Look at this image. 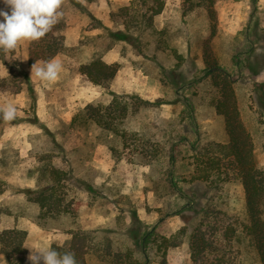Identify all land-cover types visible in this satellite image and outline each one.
Here are the masks:
<instances>
[{
    "label": "rangeland",
    "instance_id": "obj_1",
    "mask_svg": "<svg viewBox=\"0 0 264 264\" xmlns=\"http://www.w3.org/2000/svg\"><path fill=\"white\" fill-rule=\"evenodd\" d=\"M164 2L148 23L141 14L151 0H64V48L52 59L62 69L54 83L31 75L30 42L4 53L0 74L8 75L9 63L16 62L28 79L11 89L0 86V102L18 109L15 120H0V229L2 216H11L27 230L25 246L64 245L71 232L82 231L89 238L88 264H160L163 252L167 264H193L188 235L169 247L163 239L172 240L183 226L192 228L205 210L215 224L236 228L231 248L237 261L261 264L245 233V193L229 160L221 161L222 182L208 185L196 178L195 150L228 141L215 109L220 94L208 73L210 60L235 80L241 118L264 170V112L257 99L264 88L256 84H264V0H216L214 20L197 0ZM0 10H7L3 0ZM119 30L132 40L112 38L110 31ZM95 57L119 64L110 90L130 106L117 134L94 123H70L87 104L111 100L80 72ZM141 149L161 153L139 155ZM47 159L68 172L65 192L73 213L42 218L39 206L27 200L26 192L39 187L38 170ZM132 229L138 243L151 232L148 243L136 244ZM0 264H7L1 252Z\"/></svg>",
    "mask_w": 264,
    "mask_h": 264
},
{
    "label": "trees",
    "instance_id": "obj_2",
    "mask_svg": "<svg viewBox=\"0 0 264 264\" xmlns=\"http://www.w3.org/2000/svg\"><path fill=\"white\" fill-rule=\"evenodd\" d=\"M151 1L152 3L146 6L145 12L141 14L143 18L148 17L146 18L148 23H151L154 16L162 12L165 3L164 0ZM215 2L216 0H197L196 6L206 9L210 18L214 20ZM65 26V21L60 19L43 38L30 42L28 49L29 65L34 64L38 60L50 61L62 52L64 48L62 30ZM110 35L118 40H132L131 35L120 30L110 31ZM3 59L4 52L0 51V61ZM206 62L211 68L208 73L212 76V83L218 88L220 94L215 100V109L224 118L228 141L227 143L211 141L195 150L196 160L199 161L196 165V170H198L196 178L204 180L208 185L222 182V172L226 170L222 167L223 162L221 161L229 160V166L239 178L245 193L247 217V223L244 226L245 233L251 238L261 264H264V170L258 166L251 131L241 118L237 99L234 96L233 84L235 80L231 78L229 73L219 67L216 62L211 63L210 60H206ZM118 69V63H107L102 57H95L91 61L81 64L80 72L85 74L90 82L107 91L111 95V100L107 105L87 104L72 117L71 125L86 126L89 123H94L101 130H108L115 134L119 132L117 124L126 119L130 103L124 99L123 95L110 90V82L114 79ZM8 70V75L0 76V86L11 89L10 85L19 84L22 78L24 80L28 79L26 72L16 62L9 63ZM256 84L264 88L263 83ZM257 99L264 112V89ZM143 102L148 103V101ZM157 151L159 150L147 152L141 149L139 155L149 153L158 156L161 152ZM173 156V154L169 155L172 161ZM215 174L216 176H214ZM38 178L39 187L34 190H28L26 193L27 200L39 206L40 217L47 218L71 213L72 209L70 203L66 200L65 192L68 172L47 159L39 167ZM171 183L175 186L173 181ZM85 185L88 190H91L87 184ZM2 191L0 187V193ZM203 213L192 228L188 229V226H183L173 236L172 240L165 237L163 246L177 245L182 237L188 235L193 264H241L233 256L231 248L236 228L232 224L226 226L215 224V220H212L213 217L209 216L208 211L204 210ZM134 218L136 217L134 216ZM137 221L139 222L138 219ZM148 232H145L141 237L143 244L148 243L149 236L152 234ZM71 233L72 237L67 244H53L51 249L61 254L65 252L74 253L77 264H88L86 257L89 249L87 244L89 238L87 234L82 231H73ZM131 233L135 243L140 244L142 240L138 243L140 236H138L137 230L132 229ZM146 235L147 238L145 239ZM26 238V229L18 227L0 229V252L7 264H28L26 258L27 249L25 247ZM161 248L160 246L159 249ZM142 253L144 255L143 261H146L145 252L143 251ZM163 253L164 257L160 264H167L165 252ZM115 264L122 263L116 260Z\"/></svg>",
    "mask_w": 264,
    "mask_h": 264
},
{
    "label": "clouds",
    "instance_id": "obj_3",
    "mask_svg": "<svg viewBox=\"0 0 264 264\" xmlns=\"http://www.w3.org/2000/svg\"><path fill=\"white\" fill-rule=\"evenodd\" d=\"M7 10H0V51H15L22 41H38L49 33L63 17L60 11L64 0H3ZM84 3L85 0H80ZM27 59V58H25ZM62 64L58 60L45 61L41 66H31V75L49 83L57 81ZM7 73L0 74L6 75ZM18 109L10 101L0 102V120L11 122ZM29 249L30 264H77L74 253L63 254L49 247L25 246Z\"/></svg>",
    "mask_w": 264,
    "mask_h": 264
},
{
    "label": "crops",
    "instance_id": "obj_4",
    "mask_svg": "<svg viewBox=\"0 0 264 264\" xmlns=\"http://www.w3.org/2000/svg\"><path fill=\"white\" fill-rule=\"evenodd\" d=\"M105 57H107V56H105ZM6 221H8L7 224H6ZM2 222L5 223L4 226L2 225V227H1L2 229L17 227V226H15L13 218L9 215L2 216Z\"/></svg>",
    "mask_w": 264,
    "mask_h": 264
}]
</instances>
